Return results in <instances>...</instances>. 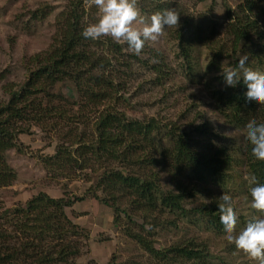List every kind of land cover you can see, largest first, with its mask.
Segmentation results:
<instances>
[{
  "label": "trees",
  "instance_id": "obj_1",
  "mask_svg": "<svg viewBox=\"0 0 264 264\" xmlns=\"http://www.w3.org/2000/svg\"><path fill=\"white\" fill-rule=\"evenodd\" d=\"M149 1L163 12L168 3L175 0ZM240 2L237 10L229 14L226 28L231 55L234 58L246 55L249 63L257 62L254 68L259 70L264 64V0ZM85 17L94 21L82 8L81 0H71L57 16L59 30L53 45L29 58L34 67L27 80L11 90L5 103L0 101V188L11 186L16 179L5 153L15 147L17 135L24 131L20 123L51 114L62 115L72 111L60 110L62 107L78 105L83 112L95 116L93 138L69 130L63 137L69 138L71 147L77 146L74 154L70 145L59 144L56 152L45 158V163L61 173L64 165L85 169L91 163H99L103 171L90 192L113 209L114 224H120V215L131 219L132 224L130 215L142 218L138 225L141 232L126 228L123 232L127 237L161 263L207 264L208 250L200 244L188 241L158 248L150 237L151 230L168 222L164 221L168 214L200 216L210 229L224 232L218 209L222 192L211 191L212 187L220 186L224 194H228L225 186L227 182L234 183L233 167L239 165L232 155L235 147L209 138V129L203 124L187 131L172 121L162 122L155 117L130 118L119 111L116 105L120 102V92L126 89L124 77L133 76V62H142L152 70L158 66L143 58L145 45L137 56L127 45L116 43L110 37L102 42L85 39L82 35L88 26ZM201 37L203 30L199 25L191 27L186 22L176 29L178 47L188 64L191 61L189 46ZM205 43L210 45L214 58L229 49L223 43ZM150 53L156 58V52ZM57 83H72L80 103L52 94L50 91ZM245 92L246 86L241 81L235 88L214 89L212 95L228 124L246 132L252 120L264 123V106L248 102ZM47 97L50 100L58 97L60 103L43 106L41 98ZM164 139L169 144L163 145ZM251 147L246 139L242 155L248 174L256 175L259 182L264 183V161L254 159ZM159 173L168 176L171 188L162 187ZM201 193H208V202L187 209L185 201L196 199ZM71 205L67 198H53L44 192L31 197L24 207L3 208L0 204V264H77L74 259L81 253L85 236L64 212V208Z\"/></svg>",
  "mask_w": 264,
  "mask_h": 264
},
{
  "label": "rangeland",
  "instance_id": "obj_2",
  "mask_svg": "<svg viewBox=\"0 0 264 264\" xmlns=\"http://www.w3.org/2000/svg\"><path fill=\"white\" fill-rule=\"evenodd\" d=\"M70 1L0 0V101L5 103L10 98L11 90H16L27 80L34 67L29 58L44 53L53 45L59 30L57 16ZM240 1L169 2L164 11L171 9L179 13L180 26L188 22L191 27L199 25L203 30V37L189 46L190 63H187L178 47L177 28L165 29L156 40L145 42L146 54H142L145 60L158 66V70H152L142 65V62H133L134 74L129 79L124 77L127 79L126 89L120 92V102L116 105L119 111L130 118L155 117L162 122L172 121L181 130L192 131L194 126L203 124L209 129V138L235 147L232 155L235 163H239L233 167L236 179L234 183L227 182L225 186L238 215L234 234L245 228L250 220L264 217V214L251 207V187L246 180L249 174L242 155L246 132L228 124L212 95L214 89L224 87L221 68L236 67V60L243 56L239 54L234 58L231 55V40L226 33L229 14L237 10ZM81 6L94 18L93 21L85 17L88 25L95 22L100 12L91 4V0H81ZM137 6L146 21L160 12L149 0H137ZM262 27L264 29V25ZM100 41L105 40L101 38ZM206 41L223 43L229 49L227 53L214 58ZM150 52H156V58L150 56ZM256 64L253 61L246 66L264 72V64L259 70L254 68ZM50 92L80 103V96L75 93L72 83H57ZM41 99L43 106H58L60 103L58 97L52 100L49 97ZM69 106L60 110L72 111L60 116L51 114L47 118L42 116L39 120L20 123L24 131L17 135L15 147L5 153V160L13 168L16 179L11 186L0 188V204L3 208L24 207L26 201L41 192L53 198L64 197L70 200L72 205L65 207L64 212L71 224L85 236V239L82 238L84 246L81 253L74 259L77 264H164L150 257L124 234L126 228L141 232L138 225L142 218L137 217L139 215H130L133 224L131 219L120 215L121 225H116L113 209L93 197L90 190L93 191L103 171L99 163H91L85 169L64 165L63 173L52 170L45 163V158L52 156L59 144L70 145L69 138L63 137L69 130L93 138L92 122L95 116L83 112L78 105ZM77 116L79 118L74 120L73 117ZM167 144L168 141L164 139L163 145ZM70 148L74 154L77 146L70 145ZM159 179L163 188H171L165 173H159ZM218 191L222 195L225 192L220 186L212 187L211 192ZM97 193L102 195L101 191ZM209 198L208 193H201L196 199H187L185 207L190 209L200 206L208 202ZM164 221L169 223L162 222L151 230L150 237L158 248L191 241L208 250L207 264H259L229 243L225 232L210 229L200 216L166 214Z\"/></svg>",
  "mask_w": 264,
  "mask_h": 264
},
{
  "label": "clouds",
  "instance_id": "obj_3",
  "mask_svg": "<svg viewBox=\"0 0 264 264\" xmlns=\"http://www.w3.org/2000/svg\"><path fill=\"white\" fill-rule=\"evenodd\" d=\"M100 15L84 28L82 35L93 41L110 37L116 43L127 45L128 50L139 56L148 40H156L167 28H179L180 14L174 10L158 12L146 21L137 6V0H91ZM248 57L240 56L237 67L225 66L220 75L225 87L235 88L241 81L246 86V100L264 106V72L247 67ZM246 139L251 154L257 161H264V123L250 121L246 126ZM251 185V207L264 214V183L256 175L246 177ZM218 202L220 222L227 240L249 258L264 264V217L250 220L238 234L235 233L238 215L232 198L225 193Z\"/></svg>",
  "mask_w": 264,
  "mask_h": 264
}]
</instances>
